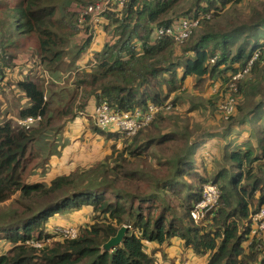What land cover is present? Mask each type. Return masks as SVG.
<instances>
[{"label": "trees", "instance_id": "1", "mask_svg": "<svg viewBox=\"0 0 264 264\" xmlns=\"http://www.w3.org/2000/svg\"><path fill=\"white\" fill-rule=\"evenodd\" d=\"M98 1L0 0V83L17 67L22 53L36 56V63L44 65V77L51 81L44 88V77L38 84L31 79H37L34 74L16 82L30 103L16 117L38 116L33 127L26 130L8 118L0 122V239L9 243L0 264H161L152 255L172 242L194 256H204L205 264H264V230L258 231L259 222L252 220L264 208V130L256 150L224 148L221 161L211 171L200 169L203 157H174L171 146L180 137L159 133L169 122L170 111L186 104V92L180 91L185 76L194 79V93L202 94L208 83L222 86L242 71L260 46L247 49L249 39L264 26V0L249 2V16L228 31L214 30L208 20H201L197 32L180 45L171 37L154 41L153 34L161 27H172L179 17L207 15L217 4L227 8L241 0H193L180 14L173 11L185 0H127L123 9L103 14V31L111 33L112 41L94 54L95 65L77 70L74 64L91 38L84 34L75 41L84 31L89 33L92 25L86 18L80 27L78 20L85 7ZM213 11L210 16L217 20L219 13ZM174 48H179L177 54ZM212 58H216L214 64L209 62ZM63 64L65 75L59 74L68 79L66 86L54 80ZM236 86V114L229 123L243 122L264 104L263 51L250 74ZM68 87L73 90L69 100L57 110L50 109L52 98L65 95ZM57 89L60 93H55ZM46 93H50L49 101ZM252 97L258 103L242 112L244 99ZM103 104L120 112L149 105L162 109L120 149L118 142L128 139L124 133L90 123L96 135L111 141L110 154L86 170L76 168L49 181L26 179L27 157H40L33 145L51 121L71 122L88 106L94 111ZM173 138L177 140L168 147ZM155 154L162 157L156 159ZM205 184L218 188L219 200L194 224L190 212ZM84 207L90 208V221L75 226L74 238L44 234V224L63 209L72 213ZM126 225L130 229L122 243L103 251L102 246ZM149 245L156 247L148 252Z\"/></svg>", "mask_w": 264, "mask_h": 264}, {"label": "rangeland", "instance_id": "2", "mask_svg": "<svg viewBox=\"0 0 264 264\" xmlns=\"http://www.w3.org/2000/svg\"><path fill=\"white\" fill-rule=\"evenodd\" d=\"M192 2L193 0H185L181 5L176 7L173 12H175L176 14H180L179 12H183L186 9L190 8L192 6ZM249 2L250 4H257V0H241L238 4L230 5L227 8L225 6L221 7L217 4L216 10L211 9L212 11L214 10V13H219V17H217V20H213L212 16H210L212 11H210V14L202 15L201 18L202 20H204L207 16H209V18L206 20L209 21L210 25L215 27H212L214 30H218L216 28L219 27V29H221L222 31H228L231 28L240 25L241 20L249 16L251 12L250 7L248 6ZM203 4H205V2H203ZM180 18L193 19V17L183 16L179 17L178 20ZM178 20H176V22ZM176 22L172 25V27L161 28H170L175 31ZM96 24L97 23H95V25ZM200 25L201 24H199V26ZM244 40H246V38L242 37L240 41L243 42ZM254 44H260V46L264 47V26L259 28L255 37L249 39L247 49L250 50ZM83 53L85 61L87 62L84 65H81V67L89 64L88 69H90L92 66L95 65V61L92 62L90 58L88 60L87 50H85V52ZM34 59L37 60L38 58L36 56L30 55L29 53H22L18 55L16 59L17 67L11 69L10 72H7L6 77L1 81L0 122L4 121L6 118L15 117L16 115H18V112L21 109L29 107V101H27V99L22 95L21 91L16 86V82L19 80H26L28 78V75L36 74L37 79H31L37 80V83L40 84V81H42V78L44 77V65H40L39 63L36 64ZM29 62L31 64V69H29ZM74 65L75 67H77L76 62ZM65 66L66 64H63L61 70L57 72L58 79H54L51 74V76H49L54 80L60 81V77L62 75H65L63 74V69L65 68ZM245 66L243 67L242 71L246 68ZM28 69L29 71H35L34 73H28ZM40 71H42V73H40ZM250 72L251 69L248 70L245 74L248 75L250 74ZM59 73H61L62 75ZM69 74L70 72H68V75ZM36 75L34 77H36ZM246 75H244L238 81L243 80ZM234 76L235 75L231 76L222 86H220V84L217 82H213L208 87V89L211 88V90H206L204 91V94L197 96L201 100L193 98V96H196L192 94V92H194V84L190 86L189 82H187L186 84L188 85V90L184 91L186 92L184 95L186 99V104L182 106L179 110H171V114H168L167 109L163 110V112H165L164 114L169 115L170 120L169 122H165L167 124H164V126H162V128L160 129L161 132L159 133L163 134V136L175 133L176 138L177 136L180 137V139L176 142L175 146L171 145L175 143V141L177 140L176 138H173V141H171L168 145V147L171 146V148L175 150L174 157L184 155H187L188 157L195 156L194 154L197 148L202 147L204 150V155L206 156L210 154V156H207L205 158L204 156H202L203 164L200 169L205 168L203 170L211 171L215 170L214 167L217 166V164L213 160V154L218 155L223 149V143L219 142L218 140H224V142L227 144L231 143V146H236L238 141H240L242 143V146H244L246 149L254 148L256 146V141L258 138H260L259 133L264 130V104L260 109H257L255 113L248 116L242 124L229 123L228 117L235 103L232 102V95H227L228 93L226 94L225 92L226 90H233V92L238 91L236 86V82L238 81L232 79ZM46 78L44 77L43 79L44 88H46L51 82ZM67 80V78L63 80V86H66V83H69L67 82ZM228 87H230L231 89H228ZM54 88H56V86H54ZM55 93L60 92L57 89L55 90ZM72 94L73 90L71 89V87H68L65 95L61 97L54 96L52 98V101L50 102V109L54 108L57 110L59 107L64 106V104L69 100ZM236 94H234V97ZM49 96L50 93L45 94V97L48 101ZM257 101L258 100L256 99V97H252L250 99L245 98L243 101L244 103L241 107L242 112H247L249 108H251V105L256 103ZM196 103L201 105L191 106ZM225 108L229 109V113L225 111ZM84 112L86 113L88 112V110H85ZM188 112L190 113L189 115L186 114ZM235 114L236 111L234 112V115ZM71 122L80 123L83 122V118L78 117L77 119ZM91 123L94 124V122ZM230 124H233V126H231L229 132L221 134V136H215V132H220L222 130L227 129L228 125ZM143 126L147 128L146 125ZM70 127L72 126H69L67 122H62L59 118H55L53 121L50 122L48 130H46L33 145L35 148L38 147L37 150L40 157H27L28 163L25 175L28 176L26 179L33 181L32 183L41 182L42 179H45V181H49L50 179L56 176L69 174L76 168H79L80 170H86L91 165H93L94 163L96 164V162L101 160L102 157L111 153V150L109 149L110 143L104 141L102 137H97L98 135L95 134L96 132L93 131L92 133L89 130L86 135L80 132L75 135L72 132H77L80 126L72 128V132L70 130ZM65 129L67 130L66 132ZM71 134L73 135V137L70 136ZM134 134L126 133V135L130 136H126L123 134V136L127 137L128 139H125L123 141L122 138H119L120 140H122L121 142H118V146H116V148H122L125 141L130 140ZM85 136L86 138H84ZM213 138H217V141L215 142V145L212 150L210 148V143L214 141ZM243 138H254L255 140L253 141L252 139H249L247 141H242L241 139ZM38 143H41L40 146H37ZM158 157L162 156H157V154L154 155V158L157 159ZM196 165L200 166L201 161H197ZM236 172L237 169H234L232 173L234 174ZM8 202H5L3 204L5 208H7L6 205L8 204ZM85 209H87V213L84 212ZM9 211V209L4 210L3 214H8ZM70 212L71 210L69 208L63 209L59 213V216H54L48 222H46L43 227L44 234H48L52 236V238H55L61 236L60 234L73 233L76 232L78 228L75 227L76 225L85 224L90 221V208L84 207L76 212ZM56 230L58 234L54 235L53 233ZM155 247V245H149L147 251L150 252ZM8 248V241L1 238L0 255L3 254ZM152 256L161 264H205L206 262L205 257L196 256L195 259L191 255V253L189 251H185L178 242H174L172 249L168 250L166 248L161 253H156Z\"/></svg>", "mask_w": 264, "mask_h": 264}, {"label": "built area", "instance_id": "3", "mask_svg": "<svg viewBox=\"0 0 264 264\" xmlns=\"http://www.w3.org/2000/svg\"><path fill=\"white\" fill-rule=\"evenodd\" d=\"M127 0H100L98 2H95L91 5H88L85 7L82 11L81 18L78 20V24L80 27H84V23L86 22V18H88V22L90 24L98 23L100 19L103 18V14L105 12H113V11H119L123 9L125 3ZM209 16H207L205 19H208ZM202 20L201 16L193 17V19L190 18H180L176 22V30L173 29H157L153 34V40H159L163 37H171L174 39V41L177 43V45H180L186 40L194 30H196L200 24V21ZM84 34L86 36H89L90 38L93 35L92 27L90 26L89 33L84 31ZM264 52V47L259 46L257 48L250 60L246 64V68L242 72H238L235 74V76L232 78L233 80L238 81L241 79L245 73L251 69V65H253V62L258 58L259 53ZM216 58H212L209 62L210 64H214V61ZM94 62V61H92ZM251 66V67H250ZM228 89H231L228 87ZM227 95H232V102L236 104V100L234 97V94L237 92H233V90H228ZM235 104L233 105L231 113L229 114L228 120L231 116L234 115L235 112ZM162 109L161 107H157L154 105H149L147 108L141 109L136 108L135 110L131 112H120L116 109H111L107 105L103 104L95 108L93 111L88 112H78L77 117H82L86 122L92 121L94 122L93 125L95 127L100 128L102 130H107L111 132H120L128 134H134L139 129L145 127L143 125L148 126L150 122L152 121L153 117L156 113L160 112ZM225 111L229 113V109L225 108ZM39 120V117H27L25 119L17 120L18 125L23 127L24 129L28 130L36 121ZM75 120V119H74ZM73 120V121H74ZM149 122V123H148ZM130 136V135H126ZM219 200V191L218 188L215 185L212 184H205L201 188V199L194 204L191 212L190 217L194 224L199 223L204 216L213 210L217 206V202ZM264 217V208L260 211L259 214L252 217V220L254 223L258 221V231L264 230V220H262ZM127 229H130V226H126ZM256 231V230H255ZM54 235H57V230L53 233ZM48 235V234H46ZM64 235L69 238H74L76 235V232L73 233H67V234H60ZM50 236V235H48ZM34 247H40L38 243H33Z\"/></svg>", "mask_w": 264, "mask_h": 264}, {"label": "crops", "instance_id": "4", "mask_svg": "<svg viewBox=\"0 0 264 264\" xmlns=\"http://www.w3.org/2000/svg\"><path fill=\"white\" fill-rule=\"evenodd\" d=\"M106 23V21H104L103 19H100L99 21H98V23L95 25V24H92L91 25V27H92V30H93V35H92V37H91V40H90V45H89V47L86 49L87 50V56H88V60H89V58L91 59V61H94V59H93V57H94V54L95 53H97V52H100L101 51V49H102V47H103V45L106 43V42H111L112 41V37H111V33L110 32H104L103 31V26H104V24ZM84 32L81 34V35H79L78 36V38H77V41H75L76 43H78L79 41H80V39H83L84 38ZM138 46V45H137ZM174 51H175V54H177L178 52H179V48H175L174 49ZM26 61V60H25ZM34 61L35 62H37L35 59H34ZM87 61H85V58H84V53L80 56V58L76 61V65H77V70H81V69H84V68H88L89 67V64L88 65H85V66H83V67H81V65H84L85 63H86ZM22 63V62H21ZM29 64H30V62H29ZM37 64V63H36ZM78 65H79V67H78ZM29 69H31V64H30V67H29ZM29 69H28V73H34V71L35 70H30L29 71ZM187 82H189V85L190 86H192L193 84H194V79L191 77V76H185L184 78H183V81H182V85H181V89H180V91L182 90V91H185V90H188V85L186 84ZM59 84H63V76H62V78H61V80L58 82ZM211 84H207V87H206V90L207 91H209V90H211V88H209L208 89V87L210 86ZM205 90V91H206ZM188 93H189V91H188ZM191 93V92H190ZM205 92H203L202 94H204ZM192 94H194V95H196L195 97H197L198 95H202V94H199V93H194V92H192ZM203 98H205V97H203ZM197 99H199V97L197 98ZM257 100H258V98H256ZM199 100H201V99H199ZM256 103H258V101L256 102ZM184 106V105H183ZM90 108L91 107H87V109L88 110H90ZM254 111V110H253ZM252 111V112H253ZM185 112V111H184ZM251 112V113H252ZM251 113H249V114H251ZM190 113L188 112V115H189ZM78 117H76L75 119H77ZM8 119H12L13 121H15L17 124H18V122H17V120H20V119H18L16 116L15 117H12V118H8ZM246 120V118L243 120V122ZM243 122H237V123H239V124H242ZM68 124H69V126H72V127H70V130H71V132H72V128H74V127H78V126H80L79 128H78V131L77 132H72L73 134H75V135H77V133L78 132H80V133H84L85 135L87 134V132H89V130L93 133V131L90 129V123L91 122H86V120H84L83 119V122H80V123H77V122H67ZM77 123V124H76ZM233 124H235V123H233ZM233 124H230V125H228V127H227V129H225V130H222V131H220V132H215L214 134H215V136H221V134H225V133H227V132H229L230 131V128H231V126H233ZM93 125V124H92ZM34 126V125H33ZM32 126V127H33ZM95 126V125H94ZM67 130L65 129V132H66ZM71 137H73V135L71 134L70 135ZM69 136V137H70ZM95 136V135H94ZM96 137V136H95ZM97 137H101L100 135H98ZM84 138H86V136L84 137ZM244 139V140H243ZM243 139H241L242 141H247V140H249V139H252L253 141L255 140L254 138H243ZM213 142L212 143H210V145H211V149L213 150V147H214V145H215V142L217 141V138H213ZM219 142H222L223 144H222V146H223V149L225 148V146H226V149L227 148H229V150H232V149H238V150H244V149H246L244 146H242V143L240 142V141H238V143H237V145L236 146H231V143L229 144H227V143H225L224 142V140H218ZM110 144H111V141H108ZM256 148H257V141H256V146L254 147V148H252V149H254V150H256ZM70 149V148H69ZM223 149L221 150V152L218 154V155H215V154H213V152H212V154L214 155V158H213V160H214V162L215 163H219L220 161H221V159H222V151H223ZM195 156H197L198 158H200V157H202V156H204V158L205 157H207V156H210V154H208V155H204V150H203V148L202 147H199V148H197V150L195 151V154H194ZM84 212L85 213H87L88 211H87V209H85L84 210ZM174 245V242H172L171 243V245L169 246V247H167V249L169 250V249H172V246ZM194 258L196 257V256H194L193 254H191ZM200 257H202V256H200ZM204 257V256H203ZM196 259V258H195ZM206 261V260H205Z\"/></svg>", "mask_w": 264, "mask_h": 264}, {"label": "water", "instance_id": "5", "mask_svg": "<svg viewBox=\"0 0 264 264\" xmlns=\"http://www.w3.org/2000/svg\"><path fill=\"white\" fill-rule=\"evenodd\" d=\"M127 227L121 226L117 231L116 235L108 240L106 244L102 246L103 251H110L115 247L119 246L126 236Z\"/></svg>", "mask_w": 264, "mask_h": 264}]
</instances>
